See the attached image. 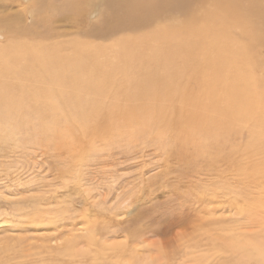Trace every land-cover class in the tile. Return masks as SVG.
I'll return each mask as SVG.
<instances>
[{
	"label": "bare ground",
	"instance_id": "bare-ground-1",
	"mask_svg": "<svg viewBox=\"0 0 264 264\" xmlns=\"http://www.w3.org/2000/svg\"><path fill=\"white\" fill-rule=\"evenodd\" d=\"M12 2L14 15L0 16V145L18 133L21 143L60 139L88 153L97 143L114 145V131L126 128L159 144L167 138L164 146L186 163L199 138L219 143L246 120L264 128V70L256 60L264 0ZM125 32L132 35L102 43ZM73 132L77 138H66ZM81 220L66 227L54 262L118 264L119 247L110 246L106 263L101 227L88 215ZM219 244L239 264H264V246L248 235L222 236ZM207 251L186 257L203 263L213 256Z\"/></svg>",
	"mask_w": 264,
	"mask_h": 264
},
{
	"label": "rangeland",
	"instance_id": "rangeland-1",
	"mask_svg": "<svg viewBox=\"0 0 264 264\" xmlns=\"http://www.w3.org/2000/svg\"><path fill=\"white\" fill-rule=\"evenodd\" d=\"M0 1V16L11 18L18 6ZM117 35L102 43L132 34ZM258 52L264 70V43ZM127 131L115 130L114 145L97 143L88 153L60 139L21 143L18 133L0 145V264H59L52 252L84 215L106 232V263L110 246L119 247L118 264H193L186 256L200 258L201 249L213 256L195 264H239L235 255L224 257L219 240L226 235L245 234L264 246V128L246 120L219 143L199 138L186 163L164 146L167 138L159 144Z\"/></svg>",
	"mask_w": 264,
	"mask_h": 264
}]
</instances>
